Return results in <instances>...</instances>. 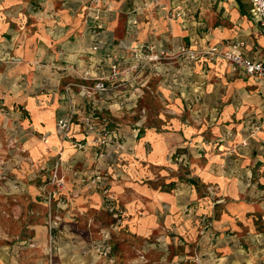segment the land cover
Instances as JSON below:
<instances>
[{
    "label": "rangeland",
    "instance_id": "obj_1",
    "mask_svg": "<svg viewBox=\"0 0 264 264\" xmlns=\"http://www.w3.org/2000/svg\"><path fill=\"white\" fill-rule=\"evenodd\" d=\"M224 2L0 0V264H64L68 257L87 258L92 251L100 255L97 260L91 253L88 261L97 260L93 264H264V210L231 214L230 206L241 202L240 197L225 196L219 185L211 192L192 183L193 164L206 154L204 148L196 151L195 144L208 147L218 141L210 133L209 115H201L203 108L210 110L199 94L205 82L186 56L176 52L190 37L228 25ZM44 13L59 22L68 14L66 30L62 24L56 29L62 36L71 35L67 52L76 54L87 47L92 56L90 63L87 59L78 65L84 70L79 72L83 79L77 83L79 95L70 93L75 111L79 106L82 114L95 118L91 107L102 92L91 88L87 96L80 86L93 87L100 76H106L107 83H122L128 99L101 110L94 121L89 118L95 135L92 145L106 144L103 156L92 153L91 167L85 168L77 156L78 144L63 132L60 140H68L76 152L57 158L56 154L34 158L29 152V142L42 135L32 128L25 99L30 96L46 106L51 95L48 78H39L32 68L44 63L27 62L25 53L34 52L33 20ZM147 45L166 56L148 60L138 50ZM114 61L120 73L112 77ZM165 64L169 69L163 73ZM97 65L104 74L96 71ZM105 85L104 92L112 89ZM255 112L253 108L251 113ZM256 121H248L250 138L264 124ZM188 127L194 135L184 132ZM77 128L71 133L75 139L81 133ZM149 131L169 137L180 132L179 142L168 147L165 166L150 168L146 156L130 149V139L138 144ZM234 144L236 149L245 148L246 158L264 155V145L257 149L252 140ZM253 169L251 178L264 182V159L254 161ZM199 199L207 201L205 207H200ZM79 256L77 262L84 260Z\"/></svg>",
    "mask_w": 264,
    "mask_h": 264
},
{
    "label": "crops",
    "instance_id": "obj_2",
    "mask_svg": "<svg viewBox=\"0 0 264 264\" xmlns=\"http://www.w3.org/2000/svg\"><path fill=\"white\" fill-rule=\"evenodd\" d=\"M224 1L222 5L226 10L225 15L227 16L228 25H216L208 31V34L202 36L194 35L189 38L188 43L182 45L195 52L193 58L186 57L185 59H187V63L193 67L194 72L198 74L199 80L205 82L199 94L206 99L207 104L205 105H207L210 110L203 108L201 115H209L208 119L210 123H208V126L210 133L213 139L218 141L214 146L212 144L213 141H211L208 147L204 146V144L202 145L201 142L195 144V146H199L196 151L203 150L204 148L206 156H202V159H196L193 164L192 168L195 170L192 172V176L194 177L192 183L195 184L197 181L200 187H208L211 192L219 185L221 192L225 194V196L231 197L237 195L240 197L241 202L233 203L230 206L231 214L247 215L250 212L253 213L254 210H264V198H261L264 192V182H261L259 178H251L249 175L251 170L254 171V161H262L264 155L256 154L252 158H246L245 155H243L246 151L245 148L241 146L236 149L237 145L234 143L239 144L242 140H249L250 142L252 140L255 148L261 149L263 147L264 124L261 125L257 133L254 134L255 137L250 138V125L248 121L250 118L257 120L256 122L258 123L261 119L264 120V85L243 70H231L226 60L221 57L210 58L204 51L212 46H217L220 50L225 51L227 49L226 45L223 43L225 40L235 41L240 39L244 42L240 50L245 56L259 57L264 54V31L257 25L256 20L250 16L249 11L251 3L249 0ZM67 15L65 17L66 20H60V22L56 20L53 15L48 13H44L43 16H36V19L33 20L35 29L34 35H32L35 47L34 52L32 55L27 54V51L25 52L27 55V62L31 60L34 61V59L42 60L44 64L39 65V63H36L32 68H34V70L37 69L40 76L39 78H48L47 82L49 83V87L47 85L46 87L51 90V95L49 97L50 103L46 106L43 104H36V100L30 96L25 99L32 112V128L36 133L42 135V138H35V140L28 144L30 155L34 158H42L43 156L52 157L55 154L57 158L60 153H65L66 156H69L72 152L77 151L71 149L68 145V140H60L59 135H62V129L59 121L65 116L68 110L66 101L68 93L79 95V84L77 83L83 80L82 77L80 78L79 72L84 70V68L78 65L81 64L80 62L84 63L87 59L90 63L92 56H89V49H87V47L78 49L76 54H69L67 52V43L71 44L68 37L71 35L67 36L65 34L62 36L60 33H57L58 31L56 32L57 28H61L57 26L60 24H62L64 30H66L67 25H65V22L68 19ZM179 32L180 31H178L177 34H179ZM62 44H64V46L60 48ZM72 58H74L75 61L72 62ZM27 62L25 63L26 65L24 64L22 66L24 71L25 68L29 66ZM101 67L102 65L95 66L96 71H100L101 74H104V72L100 70ZM168 69V64H165V66L162 67L163 73L167 72ZM42 72H46L47 75L42 74ZM105 84L112 85V89L107 92H102L101 94L97 93L98 97H100L97 99L98 104L93 110L91 107V112L93 111L95 118L101 110L110 109V107L115 105L118 106L119 103H124L128 100L125 94H123L124 90L122 89V83H117V80H115L111 83L105 82ZM41 97L42 96H40V98ZM130 100L132 99L130 98ZM76 103L78 105L81 102ZM253 108L256 110L255 113H251ZM76 109L74 120L76 117L77 118L75 121L73 120L72 129L67 137H70L71 140L73 139L74 142L78 144L81 150L77 153V156H79V160L83 162L85 168H87L91 167L93 163L92 160L95 159L92 153H94V155L99 154L103 156L104 151H106V144H102L101 142V145H92L94 144V132L90 131L86 135L85 125L87 118L88 120L90 118L91 121H94L95 118L90 113L88 114L90 117L82 114L79 106ZM74 127H78L76 130L81 132L77 133V135L80 136L78 139H75L77 138L75 134H71L74 132ZM191 130L192 129L188 127L184 132L194 135V131ZM179 133L180 132H174V134H170L171 137H169L149 131L145 133L143 140L138 144L135 139L133 141L130 139V149H133L135 155L139 157L142 155L146 156L149 159L150 168L151 166H158L159 164L165 166L168 162V147H170L172 143L179 142L181 138ZM146 143L148 147H150L148 151H146V147H144L145 145L147 146ZM114 152L116 155L119 151L114 148ZM234 153L238 154L240 157L237 158L233 156ZM119 154L126 155L121 152ZM199 154L200 153L197 155L199 156ZM73 156H75V153L72 154V157ZM102 164L104 167V162H102ZM52 165L51 163L50 166ZM243 170L245 171L243 172ZM243 174H247V178L244 177ZM244 179L246 180L244 181ZM158 198L161 197L158 196ZM92 199L94 201L98 200V195H92ZM217 199H221V197L219 196ZM199 200L200 207H205L207 201ZM209 203H211V201H209ZM91 253L87 258L79 255H75L71 258L68 257L64 264H93L100 259V255L94 252L99 258L96 261L90 262L88 260ZM78 256L84 260L77 262L76 259ZM85 261L88 262L85 263Z\"/></svg>",
    "mask_w": 264,
    "mask_h": 264
},
{
    "label": "built area",
    "instance_id": "obj_3",
    "mask_svg": "<svg viewBox=\"0 0 264 264\" xmlns=\"http://www.w3.org/2000/svg\"><path fill=\"white\" fill-rule=\"evenodd\" d=\"M251 7H250V15L252 18H254L259 27L264 31V0H250ZM224 45H226V50H220L217 46H212L204 51L206 55H208L210 58H216L221 57L222 59L226 60L229 64V67L231 70H243L247 74L254 77L259 83L264 85V54L260 55L259 57H247L241 52V47L244 45L243 40H235V41H228L225 40ZM94 49L96 47H93ZM153 45H147L143 46L142 48H139L138 50L144 51V56L148 58V60L158 59L161 57V55L166 56L165 52L163 50L159 52H155ZM154 54V55H153ZM176 55H183L186 57L193 58L195 55V52L191 50L190 48L181 46L176 52ZM120 73L119 71V64L118 61H114L110 65V74L112 77L117 76ZM88 79V78H87ZM107 79L106 76H100L96 79L94 82L93 87L86 86L84 84H81V89L83 91L82 94H85L87 96H90V89L93 88L94 91L97 92H104L107 90V87L105 85V80ZM72 96L70 93H68V101H70V104L68 105V110L65 114V116L59 121V124L61 126L62 132L65 135H68L71 131V125L72 120L74 118V115L76 114L75 107L72 103V100L70 99ZM89 120L87 118L86 120V131L85 133L88 134L89 131H92V127L89 125ZM246 143H244L245 145ZM52 241V240H51Z\"/></svg>",
    "mask_w": 264,
    "mask_h": 264
}]
</instances>
